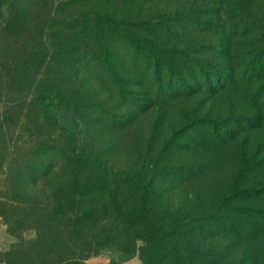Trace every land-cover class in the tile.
I'll return each mask as SVG.
<instances>
[{"label":"rangeland","instance_id":"1","mask_svg":"<svg viewBox=\"0 0 264 264\" xmlns=\"http://www.w3.org/2000/svg\"><path fill=\"white\" fill-rule=\"evenodd\" d=\"M21 1L28 8L24 11L28 19L41 10L37 0ZM52 2V17L48 19L47 11L42 15L40 32L44 27L48 32L49 26H57L62 17H67L63 18L64 22H73L82 12L110 11L122 18L180 12L182 18L176 22H181L182 27L172 44L177 49L187 50L185 53L194 61L191 63L194 70H198L196 65L202 59L212 66L210 70L224 67L235 76L231 84L214 93L202 87L187 95L172 88L170 95L159 94L156 98L158 86L151 80L146 82L151 87L150 93V87L130 88L135 100L144 107L148 103V108L124 128L119 124L108 127L91 121H74L67 115L71 110L90 112L97 106L103 107L119 120V115L131 112L132 107L124 105L102 83L99 72L87 67L84 75L81 72L74 79L63 69L65 56L77 49L70 41L81 33L73 29L70 40L71 35L58 34L57 41L63 39L65 52L52 58L50 68L42 69L37 78L48 82L50 78L45 77L48 71L59 78L62 89L67 90L73 102L72 107L61 99L54 104L46 99L43 106L49 107L38 106L33 85L26 92L13 90L17 86H12L7 94H0V123L6 133L0 144L7 145L0 169V264H6L5 253L10 255L11 249L24 246L26 239L36 236L31 225L53 218L56 213L52 207L53 192L55 203L64 204L73 199V190L83 182L87 171L80 170L82 162L74 170L55 159L57 167L45 177L42 168L33 164L36 159L41 161L44 158L41 152L47 150L60 156L63 148L70 144L71 135L74 147L70 144L68 150L72 154L89 161L99 156L107 163L109 188L119 198L123 192L126 197L128 194L137 197L131 184L134 174L151 179L145 200L146 217L139 222H148L156 230L176 222L185 236L179 237L178 232L172 237L174 241L161 243L159 239L150 241L137 236L142 234V229L126 231L122 223L127 222L133 206L130 199H123L120 202L125 211L120 213L119 220L108 219L120 226L111 235L115 241L97 246L96 240L91 238L90 246L96 253L89 263L264 264V66L261 72L253 73L252 81L243 77V72L251 70L252 38L231 39L226 26L230 19L241 18L247 6L249 14L260 19L264 16L262 3L225 0L226 11L220 15L211 0L136 1L117 5L99 0ZM32 3L38 9L35 14ZM43 6L41 4V8ZM57 64L62 65L61 69ZM175 76L173 86L184 77ZM164 80V86H169L167 76ZM212 84L213 89L215 84ZM138 111V108L132 110ZM31 165L38 170L36 174H31ZM172 166L197 168L199 173L193 177H174L169 173ZM78 171L80 178H76ZM127 178L130 181L124 183ZM10 184L14 188L8 187ZM116 186H120L118 190ZM128 188L131 191H124ZM141 204L137 203L139 207ZM16 216L21 217L16 219ZM56 216L58 222L70 226L68 216L61 213ZM8 222L17 223L10 227ZM108 222L103 229L111 232L113 228L108 227ZM100 229L95 227L94 232ZM93 233L87 236L92 234L93 237ZM43 235L47 236L45 232Z\"/></svg>","mask_w":264,"mask_h":264},{"label":"trees","instance_id":"2","mask_svg":"<svg viewBox=\"0 0 264 264\" xmlns=\"http://www.w3.org/2000/svg\"><path fill=\"white\" fill-rule=\"evenodd\" d=\"M52 1L37 0V7L41 10L36 9L34 3H32L31 6L35 9L33 14L37 10L38 12L31 19H28L27 14L24 12L28 11V8L24 7L21 0H0V94H7L11 91L10 87L12 86H17L13 90L26 92L33 85L34 92L37 94L36 103L38 106L49 107L43 106L46 99L52 104L61 99L65 105L72 107L73 102L68 98L67 90L62 89L59 78H55L52 73H49L50 71L45 73V77L50 78L48 82L38 79L37 76L41 74L42 69L50 68L52 58H56L65 52L63 39L57 41V38H59L57 35L60 34L62 37L71 35L68 38L70 40L74 30L81 33L76 34L75 38L70 41V43L77 46V49L65 56L63 66L61 65L62 68L67 69L74 79H77V75L81 72L84 75L87 67L99 72L102 83L108 86L109 90L122 100L124 105L130 104L132 110L134 108L140 110L136 113L132 110L131 112L124 111L125 113L119 115V120L115 119V114L110 113L103 107L97 106L90 112L89 110L84 112L82 110H71V113L67 115H70L74 121L76 119L77 121H91L94 124L107 125L108 127L119 124L123 128L132 124L138 113L147 110L148 103L145 104V107L143 104L138 103L132 95L133 92H130L129 89L143 86L150 87L146 83L148 80L158 86L155 93L156 98L159 94L166 93L170 95L173 89H180L181 93L191 95L202 87H206L207 92L214 93L233 82L234 72H227L224 67L210 70L212 66L202 59L196 65L198 70H194L191 64L194 61L185 53L187 50L177 49L172 44L173 41L178 39V29L182 27L181 22H176L177 19L182 18L181 15L183 14L180 12H175L172 15L154 14L150 17L139 16L137 18L116 17L110 11L82 12L73 22L72 20L64 22L63 18L67 17H62L59 19L57 26H49L48 32L47 28L44 27L43 32H40L42 28L39 22L44 17L42 15L47 11L48 19L52 17ZM99 1L117 5V3L122 2L143 1L148 3L160 0ZM243 1L246 2V0ZM252 1L256 4L262 3L264 6V0ZM71 2H77V0H71ZM211 3L216 6L218 14L221 15L226 11L225 0H211ZM41 4L44 5L45 10H42ZM21 7H23V10ZM253 7L255 6L253 5ZM247 8L248 6L245 11H242L241 18L230 19L226 26L228 29L227 34L231 39L252 38L253 42L250 40L251 49L249 52L251 62L249 69L251 70L243 72V77L248 81H252L255 76L253 73L257 70L261 72L264 66V16L260 19L257 16L252 17ZM76 24L80 26L77 27ZM65 31L66 35H64ZM68 39L66 41H69ZM23 57L25 58L23 59ZM61 66L58 65L57 67L61 69ZM175 74V77H184L179 82L175 81L173 86L171 82ZM165 76H167L169 85L167 87L164 86ZM212 83L215 84L213 89ZM150 92H152L151 87L149 88ZM149 93H146V95H149ZM2 115L5 116V113ZM5 135L6 133L4 130L2 131L0 123L1 141H4ZM71 138L72 135L69 141L74 147ZM70 144L63 148L60 156L51 153V150L41 152L44 158L39 162L37 159L34 160L33 164L37 163L40 169L42 168L41 171H43L45 177L51 174L50 172L57 167L59 161L65 162L69 168L73 167L74 170L82 162L80 170L87 171L86 173L83 172L85 174L82 178L83 182L79 183L80 181H78V188L72 192L73 199L67 200L64 204L55 203L56 198H54L53 192L52 201L55 204L53 203L52 207L56 212L53 214V218L51 216L53 212L50 211L51 218L49 222H41L40 224L36 222V225H31L30 227L36 231V236L26 239L24 246L11 249L10 255L5 253L6 264H102L88 262L91 256L96 253L91 249L90 239L96 240L97 246L109 245V243L115 241L111 235L117 230L116 227L120 226L115 222H108V219L119 220L120 213L125 211L123 203L120 202L123 199H130L133 206L127 217V222L122 223L126 231L135 228L142 229V234H137V236H142L144 240L148 239L150 241L159 239L161 243L174 241L172 237L178 232V235H181L179 237H185L178 230L179 224H176V222L172 225L169 224L165 229L159 227L157 230L152 225H148V222H139L146 217L147 205L145 200L149 196L146 193L153 182L151 179L143 177L140 173L134 174L131 184L137 197L130 194L126 197V192H123L121 198H119V195L109 188L107 163L99 156L95 157L93 161L83 157L79 158L78 155H74L68 150ZM6 147V144H0V169L2 168L3 157L6 155ZM55 159H58V162ZM30 167L32 168L31 174H36L38 170L35 166L31 165ZM169 173L174 177H183V175L193 177L199 173V170L197 168L192 170V167L172 166ZM78 174L79 171L76 178H80ZM128 181H130V178H127L124 183ZM8 187L14 188L13 184ZM119 187L116 186L115 189L118 190ZM124 191L131 190L128 188ZM139 202H142L140 207L137 205ZM66 203H69V206ZM148 212L150 213L151 210L149 209ZM60 213L62 216L70 218V226L64 222H58L56 215ZM20 217L16 216L15 218L19 219ZM106 222H108L109 228H113L111 232L103 229ZM15 223L17 222H8V225L13 227ZM95 227L101 229L94 232ZM43 232L47 234L46 237H43ZM88 232H94V236L92 237V234L87 236Z\"/></svg>","mask_w":264,"mask_h":264}]
</instances>
